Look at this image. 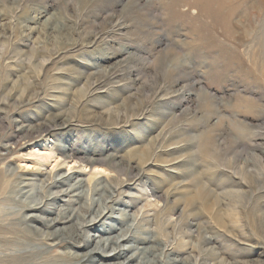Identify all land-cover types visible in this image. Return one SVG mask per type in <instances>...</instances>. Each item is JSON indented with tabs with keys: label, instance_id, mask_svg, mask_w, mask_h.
I'll use <instances>...</instances> for the list:
<instances>
[{
	"label": "rangeland",
	"instance_id": "374dc122",
	"mask_svg": "<svg viewBox=\"0 0 264 264\" xmlns=\"http://www.w3.org/2000/svg\"><path fill=\"white\" fill-rule=\"evenodd\" d=\"M167 201L210 244L161 256L141 219ZM65 212L69 242L96 220L88 249L46 240ZM147 232L127 257L264 264V0H0V264H90L74 252Z\"/></svg>",
	"mask_w": 264,
	"mask_h": 264
},
{
	"label": "bare ground",
	"instance_id": "6f19581e",
	"mask_svg": "<svg viewBox=\"0 0 264 264\" xmlns=\"http://www.w3.org/2000/svg\"><path fill=\"white\" fill-rule=\"evenodd\" d=\"M20 127V126H18ZM24 127L18 128L17 131H23ZM25 131V130H24ZM3 149L5 151L10 152V147H8L7 145H3ZM37 157H39L41 160H49L51 158V153L49 152H44V153H40ZM110 163L113 164V162L111 161ZM100 164H104L102 161L100 160H93V159H89L88 160V165H90L91 167H93L94 169H97V167H99ZM66 177H62V179L56 180L55 182L53 181L52 184H64L67 180L63 179ZM80 184H76L75 186H73L72 188H78ZM78 186V187H77ZM209 192L213 195V198H216L218 200V198H220V194H219V190L216 189V191L212 190ZM228 194H232V192L227 191ZM112 202H116V199L110 198ZM54 201L57 200V198L55 197L53 199ZM52 200V201H53ZM32 202H36L35 200H32ZM43 203V202H42ZM42 203H38L35 204L34 206H28L27 208L31 211L33 210H40V211H44L43 206H39L42 205ZM165 206L158 211H155L153 214L152 218L149 217H143L141 219V221L143 222H154L156 224V226L158 227V237L159 239L162 241V243H164L163 245V249L161 252V256L162 254H165L166 248L168 246H170V244H168L170 241H172L171 246H173V252L171 253H175L178 251H176L175 249L177 248H186L191 244V238L194 236V234H198V238H199V244L198 246H200V244H210L211 242V238L207 236V234L205 232H201L200 231V225H193L190 226L189 222L185 221V211H181L182 214H180L178 216V219L176 222L174 223H168L164 221V216H166L168 214V212L173 211L174 207H170V202L167 201L165 202ZM207 203H209V201H207ZM210 204V203H209ZM208 204V205H209ZM108 209V207L104 208ZM102 214H104V212H102ZM101 215H97L96 217H100ZM122 215V219L127 218L126 214H121ZM69 216H66V212L65 213H61L58 214L55 218H52L51 220H47V221H42L39 220L37 218V216L32 215L29 217V221H35V220H39V222L49 231L47 233H45L46 236V240H51V241H55V240H59V244H70V247H72L73 249H77V250H86L89 248L90 244L94 241H92L90 239V237H87L86 239H80V236L78 235V231H80V233L82 232V230H86L89 228H93L95 227V224H97L96 220L93 219L91 222H89V224L86 222V224H81L80 227L78 229H76V231L74 232L73 236H69V238L71 239L70 242L67 240V237H62L59 239V237L61 236V234H59L60 231L65 230L67 227L64 226V228H57L59 227L58 225L62 224L64 225L65 220L68 219ZM95 217V218H96ZM138 218V216H136ZM120 218V217H119ZM136 221V220H134ZM70 222V221H68ZM52 230V231H51ZM54 230V231H53ZM86 231H84L83 233H85ZM73 237H79V240H76V238ZM179 237V238H177ZM156 237L154 238V236H151L148 232H147V236H140L138 238L136 237H129V238H125L124 236H119L118 238H116V241L114 240H110V239H105L103 240V242H100L99 244L96 245V247L93 250L90 251H86L85 253H77L74 252V256L76 258H78L80 261H88V263L90 264H150V263H145V257L144 258H139V257H127V252H130L134 249H131L132 247H124V245H122L121 242H131V243H140V244H148V243H155L156 242ZM186 239H188V241H185ZM176 245V246H174ZM137 249V248H136ZM142 250L141 253L139 254L140 256L142 255H146V254H150L152 251H154V248H143L140 249ZM213 253L214 249H210L205 251L206 253ZM204 251L202 253V255L196 257L194 264H204L203 260H202V256L205 255ZM151 255V254H150ZM135 256V255H134ZM157 256H155L156 258ZM121 259H124L122 262H118ZM139 259V260H138ZM160 264H164L161 263L160 261H157ZM174 262H178L177 260H175ZM173 264V263H170ZM212 264H222L221 261L218 260H213Z\"/></svg>",
	"mask_w": 264,
	"mask_h": 264
}]
</instances>
